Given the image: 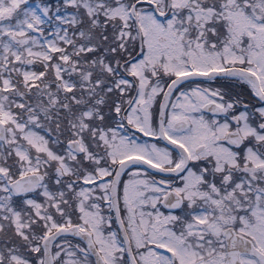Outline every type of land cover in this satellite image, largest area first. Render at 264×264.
<instances>
[{
    "label": "snow or ice",
    "instance_id": "obj_1",
    "mask_svg": "<svg viewBox=\"0 0 264 264\" xmlns=\"http://www.w3.org/2000/svg\"><path fill=\"white\" fill-rule=\"evenodd\" d=\"M0 264H264V0H0Z\"/></svg>",
    "mask_w": 264,
    "mask_h": 264
}]
</instances>
